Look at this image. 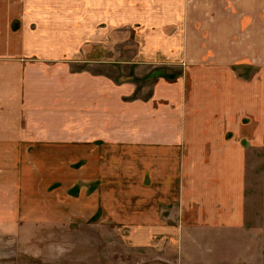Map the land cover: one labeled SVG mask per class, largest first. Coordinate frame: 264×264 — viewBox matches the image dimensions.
Masks as SVG:
<instances>
[{"label":"crops","instance_id":"0c3cea01","mask_svg":"<svg viewBox=\"0 0 264 264\" xmlns=\"http://www.w3.org/2000/svg\"><path fill=\"white\" fill-rule=\"evenodd\" d=\"M120 45L137 46L146 97L115 105V117L110 83L111 114L86 125L100 77L83 65ZM159 67L166 74L152 75ZM257 146L264 0H0V162L14 160L10 174L0 165V238L28 248L36 223L90 224L168 264H263L259 242H243L246 157ZM26 159L41 160L42 183L20 181Z\"/></svg>","mask_w":264,"mask_h":264},{"label":"rangeland","instance_id":"374dc122","mask_svg":"<svg viewBox=\"0 0 264 264\" xmlns=\"http://www.w3.org/2000/svg\"><path fill=\"white\" fill-rule=\"evenodd\" d=\"M100 27L102 29L99 30L98 37L103 40L110 38L111 31L105 29L107 24L102 22ZM122 28L124 27L120 24L116 26V31L114 32V38L118 41H123L125 37L129 36V32H123ZM136 50L137 46L126 45L123 48L120 45L116 47L114 55L109 57V60L95 66H90L87 63L83 65L82 72L84 75L89 76L95 70L98 71L100 77L99 109L93 115L86 113L84 109L82 115L83 123L86 122V125H89L91 119H94L99 124L111 114L110 111L108 115L107 106L110 105L112 95L104 93L110 83L114 82L115 90L111 92L114 94V106L130 102L134 98L146 97V93L138 92L139 85L141 88L142 84L144 85L143 78L134 76V72L141 69L137 66L138 60L134 59L136 63L131 60L135 58ZM77 67L79 66L77 65ZM166 72V69L159 67L155 69L152 75L166 74ZM151 77L150 75L146 84L148 88L147 94L149 93V88L153 85ZM86 81L88 80L84 79V86L89 87V85H86ZM123 84L125 86L120 87ZM130 84L137 86L134 95L129 92ZM111 88L112 86L109 87V91H111ZM83 97L84 102H86V100H90L91 95L84 94ZM83 106L87 107V104H83ZM116 106L114 108V116H122V108H117ZM87 112H90V110L87 109ZM103 126H106V122H104ZM246 158V214L244 230L248 235L243 242L248 244V246L254 241L259 242L260 251L264 253V146H257L249 150ZM38 161L41 160L26 159L19 164V170H17L19 173L18 178L21 182L26 181L25 186L29 185L30 187L34 184L42 183L44 176L37 174L36 164ZM0 165L4 169H8L7 174H10L9 169L14 170V160L4 159L3 163L2 161L0 162ZM56 191H51V199H58L59 193ZM75 192L76 189L74 188L71 193L75 194ZM34 226V237L27 243L28 248H26L25 242L22 243L21 237L12 240V237H9L11 234H7L4 235L7 236L4 239L0 238V258L4 255L8 259V261L0 262V264L8 262L16 264H168L165 260H156V254L154 253L144 255V251L140 254L139 249H130L127 240L122 237V233L116 234V238H113L107 231H102L101 227L86 224L78 227L72 225L57 229L40 223H36ZM241 253L245 252L239 249L236 254L241 255ZM260 262L264 264V258L261 256Z\"/></svg>","mask_w":264,"mask_h":264}]
</instances>
